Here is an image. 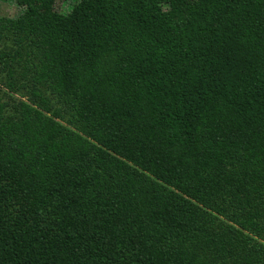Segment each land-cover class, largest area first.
I'll list each match as a JSON object with an SVG mask.
<instances>
[{"label": "trees", "instance_id": "1", "mask_svg": "<svg viewBox=\"0 0 264 264\" xmlns=\"http://www.w3.org/2000/svg\"><path fill=\"white\" fill-rule=\"evenodd\" d=\"M56 1L0 15V264H264V0Z\"/></svg>", "mask_w": 264, "mask_h": 264}, {"label": "rangeland", "instance_id": "2", "mask_svg": "<svg viewBox=\"0 0 264 264\" xmlns=\"http://www.w3.org/2000/svg\"><path fill=\"white\" fill-rule=\"evenodd\" d=\"M0 15L7 17H16L23 12V9L18 5L17 0H0ZM75 0H57L55 4V11L52 14L56 17L65 15L73 6ZM184 5H187L184 2ZM187 8H194V5L186 6Z\"/></svg>", "mask_w": 264, "mask_h": 264}]
</instances>
